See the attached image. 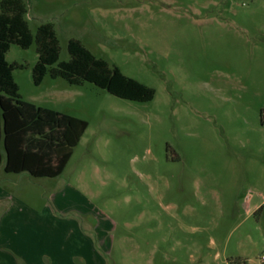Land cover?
<instances>
[{
	"label": "rangeland",
	"instance_id": "1",
	"mask_svg": "<svg viewBox=\"0 0 264 264\" xmlns=\"http://www.w3.org/2000/svg\"><path fill=\"white\" fill-rule=\"evenodd\" d=\"M23 2L59 61L78 39L155 94L35 85V45H10L22 99L87 128L53 179L0 166V264H264V0Z\"/></svg>",
	"mask_w": 264,
	"mask_h": 264
},
{
	"label": "trees",
	"instance_id": "2",
	"mask_svg": "<svg viewBox=\"0 0 264 264\" xmlns=\"http://www.w3.org/2000/svg\"><path fill=\"white\" fill-rule=\"evenodd\" d=\"M26 12L23 0H0V164L4 154L6 173L55 178L64 170L87 122L22 99L13 70L23 66L6 60L11 44L22 49L35 45L37 60L31 70L35 85L48 74L74 85L87 81L138 102L151 100L155 90L95 56L75 38L67 43L70 58L59 61V40L52 24L41 23L32 34Z\"/></svg>",
	"mask_w": 264,
	"mask_h": 264
},
{
	"label": "crops",
	"instance_id": "3",
	"mask_svg": "<svg viewBox=\"0 0 264 264\" xmlns=\"http://www.w3.org/2000/svg\"><path fill=\"white\" fill-rule=\"evenodd\" d=\"M31 102V101H30ZM34 103V102H33ZM37 105V104H36ZM4 162H5V157H4V154L2 155V161H1V164H0V166H2V164H3V166H2V169L4 168ZM4 170V169H3ZM5 174H14V175H19V174H23V172H21V173H6L5 172ZM26 174V173H25ZM6 178V177H5ZM42 178H47V179H53V178H48V177H40V178H37V179H42ZM15 208V211H16V213L18 212V210H19V212H23L24 211V208H22V209H20V205H16V204H14V205H11L10 206V208H8L7 209V211L6 212H8L9 214L5 217V218H11V214H12V208ZM47 207V206H46ZM46 207H44L43 206V208H46ZM18 208V209H17ZM29 208V207H28ZM42 208V209H43ZM56 208V207H55ZM54 209V208H53ZM55 210V209H54ZM28 211H30V212H32V214H31V216H29L28 217V219L27 220H25V222L29 225V226H34V224L36 223V220H38V218L40 217V219H42V216H40V215H37V213H34L35 211H33V209L30 207L29 209H28ZM51 211V210H50ZM50 211L48 210V213L50 214V215H48V218H49V220H50V222L52 221V219L54 220V215L52 214V213H50ZM55 211H57V209L55 210ZM60 211V210H59ZM43 212H44V210H43ZM13 216V215H12ZM13 218V217H12ZM31 219V220H30ZM32 219H34V220H32ZM7 221V220H6ZM21 222L22 223H25L24 222V220H21ZM10 224H12V222H10ZM10 224H8L7 223V225H10ZM6 225V224H5ZM29 226H26V227H29ZM36 226V225H35ZM35 240H37V238H33V241L32 242H35ZM22 242L23 243H27L28 241H26L25 239H22ZM11 244V243H10Z\"/></svg>",
	"mask_w": 264,
	"mask_h": 264
},
{
	"label": "built area",
	"instance_id": "4",
	"mask_svg": "<svg viewBox=\"0 0 264 264\" xmlns=\"http://www.w3.org/2000/svg\"><path fill=\"white\" fill-rule=\"evenodd\" d=\"M262 259H264V255H262Z\"/></svg>",
	"mask_w": 264,
	"mask_h": 264
}]
</instances>
